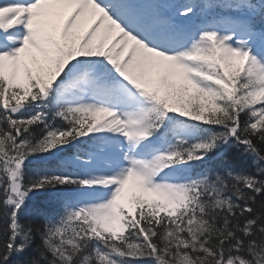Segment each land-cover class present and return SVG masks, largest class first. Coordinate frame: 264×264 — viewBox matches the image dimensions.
Wrapping results in <instances>:
<instances>
[{"label":"snow or ice","instance_id":"6c2138e0","mask_svg":"<svg viewBox=\"0 0 264 264\" xmlns=\"http://www.w3.org/2000/svg\"><path fill=\"white\" fill-rule=\"evenodd\" d=\"M0 264H264V0H0Z\"/></svg>","mask_w":264,"mask_h":264}]
</instances>
